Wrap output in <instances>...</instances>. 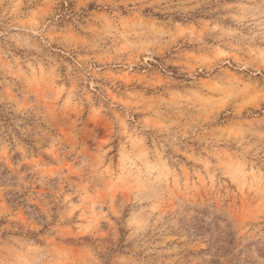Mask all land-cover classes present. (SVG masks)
<instances>
[{
	"label": "rangeland",
	"instance_id": "1",
	"mask_svg": "<svg viewBox=\"0 0 264 264\" xmlns=\"http://www.w3.org/2000/svg\"><path fill=\"white\" fill-rule=\"evenodd\" d=\"M0 167V264L264 249V0H0Z\"/></svg>",
	"mask_w": 264,
	"mask_h": 264
},
{
	"label": "trees",
	"instance_id": "2",
	"mask_svg": "<svg viewBox=\"0 0 264 264\" xmlns=\"http://www.w3.org/2000/svg\"><path fill=\"white\" fill-rule=\"evenodd\" d=\"M9 175L10 172L7 167H0V183L3 180H8ZM9 195L12 201L21 198L17 191L10 192ZM203 222L202 220L195 221L198 231H194V235L204 240L207 246L205 249L200 250L202 255L209 258L208 261H204V264H264V249L256 248V251L252 254L250 245L240 248L233 235H229L224 231H208V229L202 227ZM254 255H256L255 258Z\"/></svg>",
	"mask_w": 264,
	"mask_h": 264
}]
</instances>
